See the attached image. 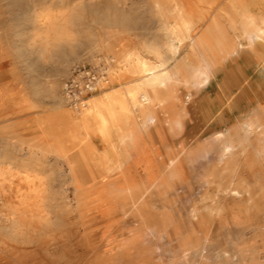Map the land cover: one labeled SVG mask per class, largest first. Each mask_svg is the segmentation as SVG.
<instances>
[{
	"label": "rangeland",
	"instance_id": "374dc122",
	"mask_svg": "<svg viewBox=\"0 0 264 264\" xmlns=\"http://www.w3.org/2000/svg\"><path fill=\"white\" fill-rule=\"evenodd\" d=\"M157 1L160 5L158 8L154 0H0V152L14 158L10 160L9 165L15 167L17 161L20 162L21 159L26 163L30 161L26 160L31 153L30 146L37 144L33 158L40 160L36 171L42 177L43 188H46L42 204L49 210L50 223L43 222L44 226L42 223H35V231L22 241H11L1 246L0 264H220L225 260L222 258L216 261L214 256L204 258L203 261L192 259L183 254L176 246V242L166 238L163 230H160L162 227L153 233L146 227H141L137 221L125 220L120 223L121 241L114 246V250H103L97 243L91 244L85 235L90 228H83L77 212L73 210V206L77 204L76 198L84 202L86 210L82 214L85 216L102 212L103 218L96 226H102L105 222L112 225L117 223L111 222L112 215L106 213L114 199L96 204L92 191H86L76 197L66 174V165L70 166V153L62 148L58 152L52 145L57 144V135L68 141L67 128L63 129L62 125L58 124V133L49 131L46 136L38 129V127L41 130L49 129L50 119H60L64 110L77 114L82 108L74 109L67 103L58 104L55 96L57 93L60 95L63 93V82L74 65L91 63L87 59L88 56L94 55L96 56L94 59L102 58L101 60L107 62L110 65L109 84L117 81L120 82V86L122 85L123 76L120 77L118 74L120 69L117 61L118 54L126 48V45L123 49L121 47L124 40L131 36V45L142 46L143 43L136 42L138 38L143 42L152 37L154 30L158 35L161 19L166 21L172 19L165 11L166 1ZM46 11H49L52 17L51 24L47 25L39 22V16ZM160 12L163 13L162 16H159ZM106 17L120 18V22L117 20L109 24L105 21ZM55 25L71 32V36L57 37L51 29ZM113 34L120 42L117 43L115 50H108L106 42L112 40ZM94 41L99 44L98 48L93 47ZM48 43L50 45H47ZM70 56L72 60L63 73L60 69L61 67L63 69L65 61ZM132 77L139 78V74ZM120 86L105 88L102 91L99 89L91 96L97 95L98 92L110 93ZM42 116L44 118L41 120ZM60 120L63 121L65 118ZM248 120L255 121L252 118ZM242 123L232 126L227 132V134L240 132L242 136L245 134V137H242V146L236 148L233 156L221 157L219 153L221 147L218 144L220 132L215 138L186 141L187 145L192 142H205L206 152L203 154L190 155L187 149L179 150V154L174 151L167 154V159L176 158L177 177L173 179L175 197L173 208H176L177 222L184 221L180 222L176 236L179 238L181 235H187L189 240L198 238L210 248L212 254L217 250L232 248L235 244L239 250V259L233 263L230 260V264H264V185H261L264 184V170H253L255 165L264 162V154H259L264 152V131L262 129L256 130L255 133L254 131L247 133L244 129L239 131ZM133 130L135 129H132L131 133ZM124 132L120 133L125 134ZM133 142L136 140L130 139L123 148L127 149ZM53 156L57 160L65 161L66 165ZM258 158L262 161H258ZM182 159L186 160L183 166L178 162ZM164 163L162 159L160 170L155 173L160 177L161 197L168 175ZM145 165L152 166L149 160ZM220 171L225 175V179L223 174L219 176ZM118 172V169L112 167L105 178L113 190L117 189V183L120 182ZM129 174L130 171H127V175ZM217 181H220V185L216 184ZM227 181L230 183L227 184ZM247 182H252V185L251 183L245 185ZM9 184L10 182L0 175L2 208L17 203V189L26 188L24 183L16 182L11 183L13 186L11 190L2 192V188ZM229 187H238L239 190L251 187L250 190L258 194L255 197L257 201L254 199L257 206L254 204L251 209V206L246 205L245 199L248 195L244 192L238 199H233L227 191ZM50 190L54 191V194ZM203 204H217L221 208L206 219L197 211ZM196 212L198 215L193 218L192 214ZM234 231L239 235L235 243L230 242L234 238ZM142 247L149 255L147 261L140 254Z\"/></svg>",
	"mask_w": 264,
	"mask_h": 264
},
{
	"label": "bare ground",
	"instance_id": "6f19581e",
	"mask_svg": "<svg viewBox=\"0 0 264 264\" xmlns=\"http://www.w3.org/2000/svg\"><path fill=\"white\" fill-rule=\"evenodd\" d=\"M165 1H166L165 3L167 4V6L165 7V11L171 14L173 18V24L168 25L166 21L165 22L163 21L162 22L163 32L165 36L181 41L184 32H188V30L190 29V22L188 21V13L184 9L185 8L184 5L187 2V0H165ZM199 1H204V0H199ZM154 2H155V6L158 8L160 6L158 1L154 0ZM239 2L240 0H227L226 3L228 4L229 11H225L224 13L228 15L229 14L233 15V13L238 14L237 10L240 9V7H243V5H240ZM162 14L163 13L160 12L159 16H162ZM241 16L243 19H245V21L250 20L249 19L250 16L248 12H243ZM39 17H40L39 22L41 24L47 25V24H51L52 22L51 20L52 17L49 11H46ZM117 20L120 22V18L117 19H112L108 17L105 18V21L109 24H112ZM59 27H60L59 25L57 26L55 25L54 27L51 28L57 37L68 38L71 36V32H69L68 30L60 29ZM255 29H256V36H254L255 39L264 36V26L256 27ZM246 37L247 39H249L248 36ZM118 42L120 41L116 38V35L113 34L112 40L106 42L108 50L111 49L115 50ZM230 44L232 43H229V45ZM47 45L50 44L48 43ZM167 46L171 51H175L177 49L176 45H174L173 43L170 44L168 43ZM93 47L98 48L99 44L94 41ZM149 50H153L151 46L149 47ZM95 57L96 56L94 55H90L87 57V59L91 63H96V64L105 63L107 67V72H108L107 78L99 82V86H98L100 91H102L109 85L110 65L107 62L101 60L102 58L94 59ZM71 60H72V56H70L69 59L67 58L63 69L61 67L60 70H62L63 73L66 72L68 63ZM117 62L119 63L117 65L120 69V72L118 73L120 77L130 73L133 76L139 74V78L134 79L132 82H128L121 85L119 88L115 89L110 93L104 92L102 94L90 96L89 98H87L85 105L82 106V108H80L77 114L69 110H64L62 113V117H60V119L65 118V120L63 121L58 118H51V119L49 118L50 119L49 129L43 128L41 130V128L38 127L39 131L43 134V136H46L49 131L51 132L54 131L55 133H58L59 130L58 124H61L63 129L67 128L66 130H68L67 133L68 141L66 142L65 140L62 139L60 135H57V142H56L57 144L56 145L52 144V145L56 148V150H58V152L59 150L61 151V148L68 151H69V147L72 148V150L69 151L70 166L67 167V171H66L67 173L66 172L65 173L67 174L69 183L73 186L74 194L76 197H79L82 193H86V191H92L93 198H95L96 204H101L103 202L109 201L110 199H114L112 201V206L110 210L107 211L106 213L107 214L109 213V216L112 215L111 219L113 220L111 222H117V223L112 225L109 224L108 222L107 224L104 221L105 223L102 226H96L97 222L100 223V221L103 218L102 212L100 213L97 212L91 216H85L84 214H82L86 210V207H84V202L80 198H76L77 204L73 206V210L77 212V216L81 220L80 222L83 228L85 227L90 228V231L85 233V235H87L88 237V240L90 241L91 244L97 243L103 248V250L104 249L107 251L114 250L115 248L114 246H117L121 241V238L119 236V230H121V227L119 226L120 223L125 220L137 221L139 222L141 227H146L153 233H156L157 230H159V228L162 227V229L160 230H163V233L165 234L166 238L169 241L176 242L177 244L176 246H178L180 250H182L183 254L188 255L192 259L195 260L201 259V261H203L204 258H207L209 256H214V258H216V261L222 258L225 259L220 264H230L231 262L232 263L238 262L239 250L237 246H235V244L232 246V248H224L222 250H217L215 251V253L212 254L210 248L207 245L205 246L203 243H201L198 240V238L189 240V237L187 235L186 236L181 235L179 238L176 236L177 230L179 229L180 226V222L184 223V221L182 220L179 223L177 222L175 217L176 208H173V205H175L173 179L177 177V173L175 171L176 170L175 157L173 158L169 157L165 162L166 165L164 169H167L168 175L164 184L165 188L163 190L162 197L160 196V190H159V186L161 184L160 177H158L157 174H155L151 170L153 165L152 166L145 165V167L143 168L144 176L146 179L145 181H138L134 175H127L126 166L123 165L124 163L122 164V161L126 160V156L122 153V150L126 148H121V146L122 147L125 146V144H127L129 140L123 138L122 137L123 133H120L121 131H124V129L122 128L123 123L127 121L132 116V114H138L140 119L144 120L145 122H147L148 120H153V116L151 115L153 102L157 99L155 91L156 89L164 86L163 84H165V82L170 78L171 75L167 72V70L161 68L164 66V61L160 60L159 64H154L151 61L142 58L138 54V51L135 49H129V50H126V48L123 49L118 54ZM57 84L58 83L56 82L55 87H57L56 86ZM55 97L58 101V104L66 103V99L62 92L61 95L57 93ZM43 118L44 117L42 116L41 120ZM132 129L135 128H131V130ZM240 129H244L247 133L253 131L255 133V131L258 129H262L264 131V123L256 120L251 122V120L247 119L239 126L238 130L241 131ZM93 137L98 138V141L103 145L104 150L98 151L97 150L98 148L96 149ZM113 137H116L115 140L113 139ZM219 137H221L218 142V144L221 147L219 153L221 154V157L226 158L229 156H233L234 152L236 151V148L242 144L243 142L242 137H245V134L244 136H242L240 135V132L236 134H227L220 132ZM36 147H37L36 143L30 146L31 153H29V157L28 159H26V160H30L27 161L28 163H26L24 160L21 159L20 162L17 161L15 167L9 165L11 162L10 160H14V158L12 157L9 158L7 156L8 154H6L5 152H0V175L4 178V180H8L10 182L8 186L2 188V192H7L11 190V187H13L11 186L12 185L11 183L19 182V183H24L26 185V188L24 189L23 188L17 189L16 191L18 197L17 203L7 205L6 207L3 208L0 207V236H1L0 247L4 246L7 242H11V241L17 242V240L22 241L27 235L35 231V227H34L35 223H40V224L42 223L43 225V222L47 223L49 221V210H46L44 208V205L42 204L43 201L42 196H44L43 194L46 188L45 189L43 188L41 182L42 177L36 171V167H39L38 162H40V160L38 158H33ZM171 152L173 153V149H171ZM179 152L177 151L178 154ZM185 159H182V161L179 160L178 162L179 163L181 162L180 164L183 166L184 162H186ZM140 160L141 159H139V161ZM111 162H114L115 164V166H113L114 168H118L119 171L118 173L120 176L119 178L120 182L117 183L118 187L116 190L111 189L110 184H108V180L105 179L109 175V171L112 169V165L110 166ZM220 172L221 174H219V176L221 177L223 172L225 171L223 169V172L222 171ZM215 174L217 176L216 171ZM223 176L225 179L224 174ZM228 182L229 181H227L226 183L228 184ZM248 183H251L252 185V182H247L245 183V185H247ZM216 184L220 185V181H217ZM233 187L228 188L227 191L229 195L233 197V199H238L242 192L247 193L248 197L245 199L247 203L246 205L251 206L252 209V205L254 206L255 204L254 199L256 200L255 197H257L256 195H258L257 192L253 193L250 190L251 187L250 189H246V190H239L237 189L238 187L237 188H233ZM51 192L53 193L54 191ZM260 195L261 194H259V196ZM88 197L89 196H87L86 198ZM231 201L233 200L231 199ZM220 208L221 207L218 206L217 204L216 205L203 204L200 210L198 209L197 211H200L203 214V216H205L206 219H208L213 214L214 211L217 212ZM197 215H198L197 212L192 214L193 218H195ZM206 219L204 220V222H206ZM47 224L50 223L48 222ZM49 226L50 225H48V227ZM42 231H44V229ZM233 235L234 238L231 239L230 242L235 243V240L239 239V235L235 234V231ZM143 249H144L143 247L140 248V254L143 257V259L147 261L148 260L147 257L149 255L147 254V252H145V250L143 251Z\"/></svg>",
	"mask_w": 264,
	"mask_h": 264
},
{
	"label": "crops",
	"instance_id": "0c3cea01",
	"mask_svg": "<svg viewBox=\"0 0 264 264\" xmlns=\"http://www.w3.org/2000/svg\"><path fill=\"white\" fill-rule=\"evenodd\" d=\"M226 2L187 0L184 9L190 29L184 32L181 41L165 36L162 22L166 20L161 19V34L157 35L154 30L152 37L143 42L138 38L136 42L143 43L142 46L131 45V36L122 43V49L124 45L126 50L135 49L154 64L164 61L161 68L171 75L164 86L155 91L153 120L145 122L138 114H132L122 126L125 131L122 137L136 140L122 150L126 156L122 164L138 181L146 180L143 171L146 161L151 162L154 173L159 172L161 160L166 162L171 149L174 152L187 149L190 155L206 152L205 142L187 145V140L215 138L218 132L227 133L232 126L248 118L264 122V36L254 37L255 28L264 26V0H240L243 7L233 15L224 13L229 11ZM243 12L249 13L250 20L242 18ZM166 22L172 25L173 18ZM168 43H173L177 49L171 51ZM150 46L153 50H149ZM136 78L130 73L123 75L121 84ZM118 86L120 82L115 81L106 88ZM131 128H135L132 133ZM93 138L96 149L104 150L98 138ZM57 161L66 165L61 159ZM258 161H262L261 158ZM111 165L113 167L114 162ZM253 170H264V162L255 165Z\"/></svg>",
	"mask_w": 264,
	"mask_h": 264
},
{
	"label": "built area",
	"instance_id": "2783aa9c",
	"mask_svg": "<svg viewBox=\"0 0 264 264\" xmlns=\"http://www.w3.org/2000/svg\"><path fill=\"white\" fill-rule=\"evenodd\" d=\"M107 74L105 63L74 65L62 85L67 105L74 109L84 106L87 98L99 90V82L105 80Z\"/></svg>",
	"mask_w": 264,
	"mask_h": 264
}]
</instances>
